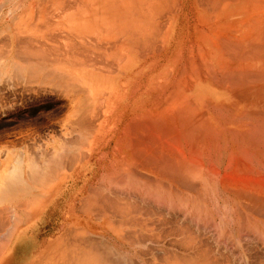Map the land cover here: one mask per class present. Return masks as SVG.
I'll list each match as a JSON object with an SVG mask.
<instances>
[{"label":"rangeland","instance_id":"rangeland-1","mask_svg":"<svg viewBox=\"0 0 264 264\" xmlns=\"http://www.w3.org/2000/svg\"><path fill=\"white\" fill-rule=\"evenodd\" d=\"M20 1L22 0H7L1 2L5 6V15L6 13H10V10L13 9L16 3L18 4ZM220 1L222 0H179L178 5L171 4L164 12V14L158 17L157 34L151 40L150 47L147 48V51H142L137 55H132V59L135 64L131 70H125V72L121 74L118 69V65L116 63H113L114 65L111 64L113 67L117 66L115 67V70L111 66L113 69L110 68L111 70L108 72L109 68L102 66L106 68V72L101 70L102 73H100L97 77L89 78L90 76L87 77L86 74H84V78H87L88 82H90L89 85H94L95 87L100 89L99 91L101 92V104L103 100L107 102L106 99L111 98L114 94V100H110L109 102V109L107 108L108 103H105V101H103L104 103L102 104V108L99 110V112H97V116L95 115L96 120L94 119V123L98 125V123L104 122V126L100 131L98 130V128L94 129V133L93 129L90 130V128H88L87 133L86 128L82 133L77 132L78 130H76L77 133H75V131L73 130L74 133L67 137H64V124L67 120V112L70 100L66 97V93H64V88L62 87L63 85H60L61 87L59 86V84H55L56 86L54 84L53 86L49 84L37 85V83L23 80L25 76L28 77V75H30L28 72H25L24 74L19 71L18 75L17 72L14 73L15 70H11L12 72H2L0 70L2 72H0V160L6 159V156L9 153V151H6L7 147L11 148V150H13L12 148H16L18 152L22 151L23 148H27L29 149V155H32L31 158L34 159V162L36 161L37 164H41L44 162H47V164H51L52 160H47V158L49 159L50 157H52L54 147H58L60 146V144L64 143L65 140L63 141V139L65 138H67L68 141L77 140V142L74 143L75 148H72L74 150H72V152H69L71 153L70 155H72L73 158H70L72 156H70L69 158L67 156H64L65 159L68 158L65 161L69 159L71 160L67 161V164L63 160V162H61V167L60 165L58 166L59 169L57 167L58 163H55L56 168L53 165V169H58V173L56 171L57 174H54V177L52 176V171L54 170L50 169V171L48 170V168H46L47 172L50 173L48 178H51L52 183H50L49 186L41 191L40 194L42 199L38 200V202H40L41 204H38V202H36V204L34 205L35 210L32 211H35V213L30 212L32 208L29 211L30 207L28 208V212L24 213L22 212L23 210L17 208V206H14L13 204L11 206V204L9 203L10 200L8 202L9 204L7 203V200H5L9 195L5 198L4 196H1L0 192V204L6 201V203H3L5 207H3V205H1L2 207H0L2 213L7 210L6 207H10L8 211L10 210V218L14 216V218H12L14 219V223L16 224V222H18V218L21 219L19 221L21 222V224L19 223L17 227V229H20V239L18 237V240H15L14 249L10 251V254L6 257L5 261L2 264H103V260L107 261L108 258H111L108 261H112L111 263L107 262L108 264H264V141L262 138H260L261 135L254 139L256 142L252 138L241 140V142L237 139L238 137L243 136L246 132L250 133L254 130L259 129L258 123L260 127H262L263 125L261 123L262 121H264L262 120V118H264V115L262 113H259L263 117L260 118L258 116L255 117V115H251L248 118L246 113L237 112V110L232 109V107L229 108V105L232 104V102H226L225 98L228 95L225 90L212 84L209 81L197 82L196 84H194L195 80H192V74L191 72H189V70L192 71L190 65V59L192 58V56L194 54L196 55V58L200 56L199 45L200 41H202L200 39V34L203 31L207 30L206 28L208 27L209 23L210 25L213 24L212 26H219L218 24L220 22V19H217V16H215V14L220 6ZM56 2L57 0H40V4L36 3V6L38 8L34 10L35 16L32 18V20L26 21L24 23H29V29H31V31L33 30L42 33H44L45 31H53V33H56V35L60 34L63 38L66 36L71 37L68 38V40H71L73 36L70 33L72 31L69 28L68 23L72 21L74 27L75 22H79V20H75V18H77L75 14L70 15L69 9H66V14L62 12L64 10L56 11ZM26 3L29 4L30 1L26 0ZM41 7L45 8V17L42 21H40L38 17L40 13L39 8ZM73 11H75V6L72 4L71 12L74 13ZM10 18L12 19V16ZM173 21L174 29H172L171 33H169V25H171L170 23ZM9 24H11V26L13 27L14 20L13 22L12 20L8 22L7 25ZM59 24H61V28H57ZM99 30L100 32L97 31L95 35L91 34L87 38L88 47L92 51L98 53L101 56L103 52H106V54H110L112 52H115L118 47H121L120 42L115 40L111 42L106 40L105 42L100 44V39L98 37H95L98 34H100V36L103 35V31L101 30V28ZM3 38H1V42H3L6 47L7 41L5 40L7 39L4 40ZM167 39H169L168 45H166ZM1 42L0 45L2 44ZM3 44L1 45V47L4 46ZM4 49L2 51H4ZM5 50H7L9 53V49ZM2 53L0 52V55H3ZM6 54L7 52L5 53V55H3V57L8 55ZM1 59L2 56H0V60ZM174 94H177L178 96L180 107H177L175 104V106H173L175 108L177 107L178 110L180 108V115L179 112H177V109H172L171 102L173 103L176 100L175 99L174 101H171L173 100L172 98L174 97ZM213 95L216 99H219L221 101L225 100V104L227 105L223 107H216L219 106L217 100H214V102L217 101L215 102V104L217 105H208V108L206 105L201 104L204 103L205 100H210V98H213ZM175 98L177 97L175 96ZM178 102H176V104ZM218 110H220L221 112ZM103 111H106L105 115L103 114ZM156 112H165L163 115V118H165L164 122H166L165 124L168 126V129L171 125L169 130L171 132H167V134L164 132L163 134L165 136L162 135L164 138L160 135V133H157L156 131V135H160V137L163 138L164 141L161 140L160 137H158V139L160 138V141L154 139L152 131L151 138L153 137V139H149V134H147V136L145 135L147 140L149 139V143H145V145H149L151 147L152 141H156L157 151L158 148L160 149V147L158 146L162 144L161 142H163V145H161V147L165 146L164 144H166V141H169V137L171 135H173L171 140L175 141L173 137L175 136L176 138L179 134L177 130H180L181 127H184L182 125L179 126L180 123H183L182 120H190L189 122L191 123V125L194 122H197V129L199 125L200 133L197 134L200 135V137H196L197 134L195 135V127L193 136L195 137V139L197 138V142L193 141L195 144L194 146H192L193 144L189 143L192 149H190L191 147L189 146V144L187 146H184L189 142V138L191 137L187 133V127L183 128V130L185 129L187 135L189 136V138L186 137L188 138L187 143L185 142L184 137V135H187L183 131L180 136L178 135V140L180 138L181 139L178 141L176 138V145H174V147H172L171 142L169 144V148L172 147L173 149L178 144V147L183 150L182 151L180 148L178 149L182 151L180 152V154H183L185 159L187 157L189 158L190 156V159L184 161V158L181 157L179 153L174 152L175 149L171 150L170 148L169 150H171V153L170 151L166 152L168 149L167 146L163 147V150L162 148L160 149L161 151H165L170 155V158H167L170 163L171 160L172 162H174V164L176 163V161L177 163H179V159L182 161L183 158V165L184 162L186 163L190 160L191 166L193 163L195 164L196 161V166L202 167L200 168V170L199 168H193L195 171H197V175H199L198 172L201 171V169L204 171L203 174L199 172L200 174H202L197 177L199 179V182L195 180L197 182L195 184L198 186L195 185L196 187H194V185H191V182H194V179L190 181L189 184V180L191 179L188 178L189 180H187L185 178V180L183 179V177H181L182 175H178L180 176V178L177 177V181L179 180L180 185L179 182L176 183L174 181L176 180V174L173 175L175 172H172V170H170L171 172L169 171V169L173 168L172 164H169L170 166L167 168V170L169 174L173 173V177L171 176L173 179L169 176V174L167 175V173H165L166 176H161V178H163V182L159 183V186H165L164 189L166 188V192L169 193L165 194V191L162 190L161 187L159 188L157 186L159 188L157 190L158 192L156 191L154 194V189L150 187L149 184L146 185V183L144 182L149 183L150 181H153V184L151 182L152 185L155 184L154 182H161L157 179L155 174L151 175V169L154 166L153 164L156 163L155 159L157 156L155 143L154 146L152 143V147L154 148L153 151H156L155 153L152 152V160L155 163H153L149 158L152 163L149 164L151 167L147 166L148 162H150L149 160L144 163L145 158L142 160V162L141 158H136V166L139 165V162L141 165L143 163V166H146L150 172L148 175L149 177H147V175H143V177H147V179L142 178V175H140L141 177H137L138 180H140L143 184H141L143 186V188L141 187L142 191L137 185V189H135V185L133 184L132 186L131 182L129 184L130 188H128V185L125 187V181L128 177L130 178L132 174H129V176L127 174H124L125 176H127V178L125 177L124 180L121 174L120 177L116 176H119V174H117L119 172H117V170L114 168H117V166L120 167L125 161L126 163L127 161H129V158L124 159L123 157L127 156L129 152L126 146H128V141L130 140V138L134 140L136 138V140H139V137L141 140H143V138L141 137L142 135H135L130 137L129 135L124 133L126 131H129L127 129L129 127V122H131L133 118L135 119V117L141 118L144 114L149 113L147 115L149 116L150 113L152 115L155 113L154 115H156ZM176 112L180 117L177 116ZM166 113L167 115L170 114V117L168 118H170L171 121L170 119L166 118ZM173 114H175L179 122L181 121L180 123L177 121V119H175V116ZM159 116L161 117V115ZM229 116H231V118ZM229 118L231 121L229 120ZM241 118H243V120ZM246 118H248L250 121L252 119V121L250 122ZM260 119L261 122L259 121ZM200 120L207 121H201V123ZM214 121L215 123H213ZM253 121L255 122L253 123ZM141 122L143 121L141 120L140 123ZM161 122L163 123V125L160 127L162 131L160 129L158 130V132L161 131L162 133L164 122L163 120H161ZM172 122L175 123L174 126L177 127V135H174V132L172 131L175 129L172 127ZM199 122L201 124H199ZM211 124L212 126H210ZM201 125L203 126L202 130L204 133L205 127L213 128L216 133H214L213 131L211 135L209 133L208 135H206V131L205 137H203V132L200 131ZM220 125H222L223 127L226 126V128L227 126H229V130L231 131H228V133H223L224 131H221L219 128L215 127ZM156 126L158 128V124ZM156 126L154 127V125H152V127L149 126L144 130L148 132V129L150 127L152 128H150V130H153L154 128H156ZM252 126H254L255 128ZM141 127L142 126L138 128L140 129ZM166 128L165 130L168 131V129ZM238 133L242 135L240 136L238 135ZM80 135H83V144L81 141V147L79 142L80 140H82V137ZM166 135L169 137H167ZM61 136H63V138ZM193 136L192 138H194ZM232 137L234 139H232ZM200 139L206 141H203L205 144L204 147L206 148H203V151L200 150L202 141ZM50 140L54 142H51ZM252 140L253 142H251ZM55 142L58 143L56 144ZM136 143L137 142L134 141L132 144L138 145ZM251 143H253V148L251 147ZM76 145H78L79 147ZM196 145L199 149L196 147ZM115 147L118 148V150ZM194 148H196L198 151L200 150V153L198 154L197 150H195ZM191 150H194L193 153L196 154L195 156H193V159H191L193 154ZM51 153L52 155L50 156ZM189 153L191 155H189ZM203 153L205 154V157L207 156V158L209 157V159H206ZM42 155L45 156V158ZM176 155L178 157H176ZM243 155L246 156L245 159L243 158ZM236 156L237 159L235 160ZM238 157H242L243 159H239ZM247 157L249 158V160L245 162V160L248 159ZM238 160L239 166L237 167L241 168V172L236 167V161L238 165ZM48 161H50L51 163ZM200 161L204 166L198 165ZM227 162L228 164L231 163L230 166H233H231V169L229 168ZM240 162L242 163V166L245 167H241ZM62 163L64 164V166H62ZM179 164L182 165L181 163ZM141 165H139L140 169L143 168V166ZM247 165L250 166V171L244 170L247 169ZM190 166L189 164H185L187 170L188 168H190ZM234 167L237 169H235ZM49 168L51 167L49 166ZM182 169H185L184 166L179 167L180 172ZM112 170H116L114 171L116 173H114ZM137 170L139 169H136V173L134 172L135 174L133 173V175L131 176L132 178H130L133 181L136 179L134 175L137 176L139 174L137 173L139 172ZM214 170L216 171L213 173ZM218 170H220L219 178L217 176ZM234 170H238L239 172L237 173L236 171V174ZM253 170H255L256 172ZM194 172L193 174L195 175L193 176L196 177V172ZM224 172L226 176L230 178L225 176L224 179ZM229 172L231 173L230 175L228 174ZM250 173L254 175L252 176ZM233 174H235V177L233 176ZM109 175H113V177L115 176L116 179H113L109 182V180L112 179V176L109 179ZM133 176L135 179H133ZM200 176L204 178V181L199 178ZM107 177L109 179L108 181ZM188 177L192 178V173L190 176L188 174ZM232 177H234V179ZM118 178L121 182L124 181L125 183V185L123 184V189L120 188L122 184L118 186L114 184L119 183V181L117 180ZM150 178L153 179L150 180ZM168 178L170 179L168 180ZM205 178L207 180H205ZM54 179L56 180L54 181ZM130 179L127 180V184L129 183ZM239 179H243V182L245 184H248L252 180V182L250 183L253 184L252 188L255 187V189L256 186L260 183V185L257 186V188L259 187V189L255 190L254 194L252 195L254 196V198L252 199L259 204V208L258 206L256 207V204L254 205V203H251L249 201L251 200V196L249 197L248 195H251L252 192H250V194L247 193L248 195L246 194L245 197V194L240 195L243 198H240V196H235L234 193L236 191V188H239H235L236 184H243V182ZM253 180L257 183L259 181V183L254 184ZM136 181L137 180H135L134 182L136 183ZM140 181H137V183ZM164 182H166V184L168 183V185H163ZM203 182L206 183L203 184ZM55 184H58L59 186H56L57 191H55L53 194L51 190L55 186ZM99 184H102L101 187ZM0 185H2V183ZM110 185L111 187L114 185L118 187L117 189L114 186L116 188L114 190L117 193L114 192V187L111 188ZM204 185L208 188H204ZM30 186L35 187V185H33L32 183H30ZM229 186L233 188V190L231 189L232 191L229 190ZM103 187L105 188L106 192L109 191V193H103V191H105L101 189ZM131 187H133V189ZM260 187H263V195L262 193H260V191L262 190V188ZM154 188H156V186ZM203 188L206 189L205 192ZM227 188L229 191L227 190ZM95 189H97L98 191H94ZM99 189L102 190L101 197ZM120 190H124V192H127L123 193ZM256 192L260 193V195H258V193ZM156 193H160V195L157 194L156 196ZM20 194H22L19 195L21 201L23 199L22 197H28V195L25 196V193ZM103 194L109 197L110 199H108L110 201L112 200V202L114 200H117L114 198L115 194L121 196L122 201H119L121 199L119 197V200L117 201L118 203H120L117 204V202H115V205L117 204V212L123 211V209L120 210V207L123 206L122 208L126 209V213H124L125 211L122 213H117L115 211L116 208H113V206L115 207V205H111L112 207L108 206L112 202H109L108 200L109 204L107 205V198L105 199L106 203L104 202L102 204L103 199L101 198L105 197V195L103 196ZM16 195L17 194H14L13 196ZM111 195L114 196L112 197ZM129 195L130 197L128 198ZM145 195V199H149L151 196V198L149 199L151 201L146 199L147 202H145L144 198H142ZM162 195L165 196V198L163 196V200L161 198ZM166 195H168V198ZM261 195L263 196L262 200L260 198ZM98 196L100 199L98 198ZM117 197L118 196H116V198ZM133 197L134 199H136V197L137 199H139V204L137 202V199L136 201L133 200ZM130 198L133 202L129 200ZM158 198L159 201L157 200ZM160 198L162 202L164 201L163 203L165 206L158 204V202H160ZM17 200L13 198L12 201H14V204H16V202L18 204ZM98 200H100V204ZM201 200L202 203L200 204ZM123 202L127 206L130 204L131 206L135 205L132 206L134 207V209H131V207L129 206V210H131V212L129 211L130 213L136 211L140 213V209L141 211H143L144 209V213H140L141 215H143V217L139 216L137 212V214L134 213V215L127 213L128 207L122 205ZM260 202L263 203V206L261 207ZM244 204H246V206L248 205L251 208L249 209V207H246ZM100 205L104 207V211L106 213L99 210L101 209L100 207H102ZM136 205L137 207H139V211L136 208ZM157 205L158 207H156ZM174 206L177 209L174 208ZM252 206H254V209L252 208ZM1 208H3V210L4 208L6 209L3 211ZM5 212L4 215H0V218L1 216H5L8 214V212H6V214ZM29 212L31 213V215H29ZM98 213L100 215L102 213V215L100 216ZM114 213H116L115 216H113ZM14 214L17 215L15 216ZM96 214L98 215V217H96ZM118 214H122L121 217L125 218L124 220H126V223L128 222L127 219L131 218V220L133 221V218L135 220L136 217L137 220H139L138 218L141 217V220L145 219V221L139 220V222H137L135 220V222H132L134 223L133 225L129 220L130 223L128 222V224L130 225L127 227L128 229H126V227L124 226L125 221L121 220L120 217H116V215ZM123 214L127 217H123ZM136 215H138L139 217ZM5 217L1 218L2 221L5 222L6 220H8L9 224L4 223L3 227L4 225L5 227L1 231L4 232L6 228V233V231L9 232V228H13L11 227L13 226V220L11 219L12 222L10 223V218H7V216ZM98 218H101V220H99ZM120 220L122 221V223ZM145 222L146 226L144 227V225L142 226V224H145ZM10 224V227L7 226ZM15 224L14 226H16ZM139 224H141V226ZM120 226H122V228H120ZM7 227L9 230L7 229ZM129 227L131 228L129 229ZM132 227L133 233H131L133 235H131L130 233ZM137 228L142 230L140 234L142 236V233H144L145 235L143 236L145 237H141L139 235L140 230L137 231L138 234H136L137 232L135 233ZM145 228H148V230L144 231ZM177 228H179L180 231L177 230ZM1 231L0 233L2 234ZM5 233H3V235H5ZM123 236L124 239H122ZM89 237L91 238L90 242H95L93 244L97 243L96 246H98L97 249L99 250L96 251L95 247H93L90 242L85 243V245L89 247L88 249L81 248L77 245V242L80 239H86L85 241H87V238ZM130 238H132V241H130ZM137 238L140 242H137V240H135ZM103 243L106 245L105 247L102 246ZM136 243H138V245H135ZM107 250H111L112 252H110L114 256ZM81 252H85V254L83 255L81 254ZM44 253H46V255ZM43 254L44 257H41V255L43 256ZM109 255L113 256L114 258L109 257ZM115 259H118L117 262ZM113 260H115V263Z\"/></svg>","mask_w":264,"mask_h":264},{"label":"bare ground","instance_id":"bare-ground-1","mask_svg":"<svg viewBox=\"0 0 264 264\" xmlns=\"http://www.w3.org/2000/svg\"><path fill=\"white\" fill-rule=\"evenodd\" d=\"M4 1H7V0H0V42H1V38L5 37L3 39L4 40L7 39V40H5V41H7V43L4 42V43H6V47H5L3 42H1L4 46L1 47L2 44L0 45V47H1L0 52L1 53L4 52V53H2L3 55H5V53L7 52L8 55L6 54L7 56H4L5 58L3 57V55H0V56H2V59L0 60V70L2 72L3 71L9 72L11 70H15L14 73L17 72L18 75H19V73H18L19 71H21L24 74H25V72H28L30 75H28V77L25 76L23 78V80L30 81L32 83H37V85H48V84L52 85V86H53V84L54 85L59 84V86L63 85L62 87L64 88V93H66L65 94L66 97L70 100L69 101L70 102L69 108L66 106L68 108V112H67L68 116H67L66 123L64 124V128H65L64 137H67V136L71 135L72 133H74L73 130L75 131V133H77V132L82 133L84 131V129L87 128L86 131L88 133V128H90V130L93 129V133H94V129L98 128V130L100 131L102 129V127L104 126V122H100V123H98V125H96V123H94V119L97 116V112H99V110L102 108V104L104 103L103 101H105V100H103L102 104H101V102H100L101 101V99H100L101 92L99 91L100 89L95 87L94 85H89L90 82H88L87 78L86 79L84 78V76H85L84 74H86L87 77L90 76L89 78L97 77V76H99L100 73H102L101 70L106 72V68H109L108 69V72H109L111 70L110 68H112L113 67L112 65H114L115 63L118 65V69L121 72V74L123 72H125V70L126 71L131 70L135 64L133 59H132V55L133 54L137 55V54H139V52H142V51L146 52L147 48L150 47L151 40L156 36L157 30H158V21H157L158 17L160 15L162 16L171 4L178 5V2H179V0H57L56 4L54 3L56 11L64 10L62 12L64 14H66L67 13L66 9H69L70 15L75 14L77 17V18H75V20H79V22H75L74 27H73L72 21L68 23L69 28L72 31L70 33L73 36L71 40H68V38H71V37L66 36L63 38L60 34L56 35V33H53V31H49V32L45 31L46 33L45 32L44 33L37 32V31H33V30L31 31V29H29V26H30L29 23H24L26 21L32 20V18L35 16L34 10L36 8H38L36 6V3L40 4V0H29L30 1L29 4L26 3V0H22L18 4L16 3L15 7L10 10V13H8L9 15L7 13L5 15V11H4L5 6H4V4L1 3ZM219 3H220V6H219V8L215 14V16H217V19H220V22L218 24L219 26H217V25L212 26L213 24L210 25V23H209L208 27L206 28L207 30L203 31L200 34V39L202 40V41H200V45H199L200 46L199 47L200 56L198 58H196L195 54L192 56V58L190 59V65H191L192 71L189 70V72H191V74H192V80H195L194 84H196L197 82L209 81L212 84H214V85L220 87L221 89L225 90L227 92V95H228L225 98L226 102L230 101L233 104V105L230 104L229 108L232 107V109L237 110V112L246 113L248 118L251 115L252 116L255 115V117L258 116L261 118L263 116L259 113H262L264 115V0H222ZM72 4L75 6V11H73L74 13L71 12ZM44 9H45L44 7L39 8L40 13H39L38 17H39L40 21H42L43 18L45 17ZM11 16H12V19L10 18ZM11 20H12V22L14 20V26L13 27L11 26V24L7 25L8 22H10ZM170 24L171 25H169V33H171L172 29H174V21L171 22ZM57 28H61V24H59L57 26ZM100 28L103 31V35L100 36V34H98L97 36H95V37H98L100 39V42H99L100 44L105 42L106 40L109 42L115 40V41L120 42L121 47H118L115 52H112L110 54H106V52H103V54L101 56L98 53L92 51L88 47V39L87 38L91 34L95 35V33H97V31L100 32V30H99ZM168 43H169V39H167L166 45H168ZM4 47H5V49H9V53L7 50L4 49ZM2 48L4 49V51H2L3 50ZM118 50H120V51H118ZM102 66H105L106 68L102 67ZM115 67H117V66L113 67L114 70H115ZM12 75H14V74H12ZM86 87H87V89H86ZM102 93H103V91H102ZM113 96H114V94L112 95L111 98L106 99L107 102L105 101V103H108V105H107L108 109H109L110 100H114ZM175 96L177 98H175ZM172 99L173 100H171V101H174L176 99L175 100L176 102H178V100H179L177 94H174V97ZM214 100L218 101L219 106H216V107H223V106L227 105V104H225L226 103L225 100L221 101L219 99H216L214 97V95H213V98H210V100L207 99V100H205L204 103H201V104L206 105L208 108V105H212V104L217 105V104H215V102H217V101L214 102ZM174 102L173 103L171 102L172 109L175 108L174 107L175 105L177 107H180V101L178 102L179 104L178 103L176 104V102L175 103ZM104 105H103V108H104ZM177 107L175 109L178 110ZM196 107H195V109H196ZM207 108H206V111H207ZM179 110H180V108H179ZM179 110L177 112H179ZM218 111H220V110H218ZM177 112H176V114L178 116ZM161 113H163V112H161ZM161 113L156 112V115H154L155 113L153 115L150 113L149 116H147L149 113L144 114L141 118L135 117V119L133 118L131 120V122H129V127L128 128L126 127L129 131H126V132L123 131V132L125 134L129 135L130 137L135 136V135H142L141 137L143 138V140H141L139 137H138L139 140H136V138H135V140L130 138V140L128 141L129 142L128 146H126V148L129 152H128L127 156L123 157L124 159L129 158V161H127V163H126V161L125 162L123 161L124 163H122V165L120 167L117 166L118 164L116 165L117 168H114V169H116L117 172H119V173H117V174H119V176L115 174L117 177H120V174H121L123 176V177L122 176L121 177L124 180L125 177L127 178V176H125L124 174H127L128 176H129V174L133 175L134 172L136 173V171H135L136 169H139V170H137V171H139V172H137L139 174L137 176L134 175L136 179L134 178V176H133V179L140 181L137 178L140 175H142V178H145V179H147V177H149L148 175L150 172L146 166H143V163L141 165L139 162V165L143 166V168H141V169L139 168V165L136 166V161H137L136 158L137 157L141 158V162L145 158L144 163H146L147 160H149V161H150V159L152 160V157H153L152 152L155 153L157 151V147H156L157 142L152 141L153 146L155 143L156 151L155 150L153 151L154 148L152 147L151 141H150L151 147L149 145L148 146L145 145V143L148 144L149 143L148 140L153 139V137H154V139H157L158 141H160V138H161L160 135L161 136L164 135L163 134L164 132L166 134H167V132L168 133L171 132V131H169L171 125L169 126V129H168V126L165 124L166 122H164L165 118H163V115L165 112L163 114H161ZM167 113H166V115H167ZM103 114L105 115L106 111L105 112L103 111ZM159 115H161L162 118ZM169 115H167V117H166L167 119H170V118H168V117H170ZM173 115L175 116V114H173ZM179 115H180V112H179ZM178 117H180V116H178ZM229 117L231 118V116H229ZM230 118H229V120H230ZM248 118H246V119L249 120ZM175 119H177L176 116H175ZM241 119L243 120V118H241ZM141 120L143 122L140 123ZM161 120H163V122H164V128L162 127L163 128L162 133H161L162 129L160 127L163 125V123L161 122ZM247 120H245V121H247ZM262 120H264V118H262ZM170 121H171V119H170ZM177 121H178V119H177ZM189 121L190 120H182L183 123H180L181 121L180 122L178 121V122L180 123L179 126L182 125L185 128L187 127L186 130H187V133L191 136L190 138L187 135L186 130L185 129L183 130L184 127H181L180 130H177L176 129L177 127L174 126L175 123L172 122V124H173L172 127L175 128L174 130H172L174 132V135L177 132H179L178 135L180 136L184 131V133H186V135H187V136L184 135L185 142L186 143L188 142L187 141L188 138L191 140V141L189 140V142L187 144L185 143L186 145H184V146H187L189 143L193 144L192 146H194L195 144L193 141L197 142L196 139L198 138V136L200 137V135L197 134V133H200L199 132V125H198V129H197V124H196L197 122L196 123L194 122L195 124L193 123L191 125V123ZM201 121H205V120H200V122ZM251 121H252V119H251ZM259 121L261 122V119ZM200 122H199V124L202 123V122L201 123ZM234 122H236V121H234ZM254 122L255 121H253V123ZM139 123H140V125H139ZM213 123H215V121ZM143 124H144V126H143ZM157 124H158V128L156 126ZM261 124L263 125L262 127H260V125L258 123L259 129L254 130L250 133L246 132V133H244L243 136H241L242 134L238 133V135L241 136V137L237 138L238 141L241 142V140H247L248 138H252L254 140L255 138L259 137L260 135H261L260 138H262L264 141V132H263L264 131V121H262ZM152 125H154V127L156 126V128H154L153 130H150ZM217 125H218V123H217ZM140 126H142V127L139 129L138 127H140ZM149 126H151V127L148 129V132H146L144 129L149 127ZM210 126H212V124ZM248 126H250V125H248ZM172 127H171V129H172ZM195 127H196V130L194 129ZM202 127L203 126L201 125L200 131L203 132ZM215 127L219 128L221 131H224L223 133H228V131H231V130H229V126H227V128H226V126L223 127L222 125L215 126ZM252 127H254V126H252ZM165 128L168 129V131L165 130ZM160 129H161V131L158 132V130H160ZM76 130H78V131L76 132ZM154 130H155V133H154ZM176 130H177V132H176ZM181 130H182V132H181ZM194 130H195V135L197 134L196 139L193 136ZM86 131H85V133H86ZM149 131L153 132L152 138H151L152 132L150 133ZM156 131H157V133H160L159 136L156 135ZM204 131H205V133L207 131L206 135H208V133L211 135L212 132L214 131V129L210 128V127H207V128L205 127ZM210 131H211V133H210ZM205 133L203 132V135H204V136L202 135L203 137H205ZM214 133H216V131H214ZM147 134H149L148 137H150L148 140L146 138ZM168 135H170V134H168ZM178 135L176 137L177 140L179 138ZM144 136H145V139H144ZM155 136H157V137H155ZM172 136L173 135H171L170 137L167 136V137H169V141H168L169 143L165 139L167 145L164 144L165 146L168 147L166 152L170 151V153H171V150L173 149L172 147H174V145H176V143H175L176 138L174 136L173 138L175 141H172L171 140ZM192 136L194 138H192ZM235 136H236V134H235ZM61 137L63 138V136H61ZM158 137H160V138L158 139ZM186 137H188V138H186ZM102 138H103V136H102ZM163 138H161V140L164 141ZM232 139H234V138L232 137ZM64 140H65V142L60 144V146H58V147L56 146L53 148V151H54L53 155H52V153L50 154V156L52 155V157H50L49 159L47 158V160H50V161L52 160V163L50 161H48L51 164H47V162L37 164L36 161L34 162V159L31 158L32 155L31 156L29 155V153H28L29 149H27V148H23L22 151H20V152H18L16 150V148H12L13 150H11V148H8V147L6 148V151H9V153L6 156V159L0 160V184L2 183V185H0V192H1V196H4L5 198L8 195L10 196V197L8 196V198L5 199V200H7V203L10 200L9 203L11 204V206H12V204L14 206H17V208L22 209L23 210L22 212H24V213L28 212V208L30 207L29 211L32 208V210L30 212L35 213V211L34 212H32V211L35 210L34 205L36 204V202H38V200L42 199L41 194H40L41 191L44 188H46L47 186H49L50 183H52L51 178H48L50 173L47 172L46 168H48V170H50V169L54 170V171H52V173H53L52 176L54 177L55 176L54 174L58 173V169H59L58 166L60 165V167H61V162H63V160L65 161L70 156H72V155H70L71 153H69V152H72V150H74L72 148H75L74 143H76L77 140L76 141H68L67 138L63 139V141ZM133 140L135 142H137L136 144H138V145L134 144L135 145L134 146L132 144L134 142ZM200 140H202L200 150L203 151V148L206 149L204 147L205 144L203 142L205 140H203V139H200ZM253 140L251 142H253ZM81 141L83 144V137H82V140H80V142H79L80 147H81ZM51 142H54V141H51ZM170 142L172 144V147H170L171 150H169L170 149L169 148ZM55 143L57 144L58 142H55ZM161 143H162L161 145H163V142H161ZM190 144H189V146H190ZM251 144H252V146L251 145L250 146L253 148L254 147L253 143H251ZM161 145L158 147H160V149L162 148V150H163V147H165V146L161 147ZM255 145H256V143H255ZM76 146H78V145H76ZM89 146H90V144H89ZM228 146H229V144H228ZM177 147H178V144L174 148L176 151L180 148V147H178V148ZM196 147L198 148L197 145H196ZM256 147H257V145H256ZM116 149L118 150V148H116ZM160 149L158 148L159 152L158 151L156 152L157 153L156 154L157 156L155 159L156 163L152 160V162L155 163V164H153L154 165L153 167H155L156 169L152 167L151 175L155 174L157 179L160 180L161 182H159V181L154 182L155 183L154 185L156 186V188H154L155 186L152 185L153 181H150L149 183L144 182V183H146V185L149 184L150 187H152L154 189V194L161 187V185L159 186V183L163 182L162 181L163 178H161V176H163V175L166 176L165 173H167V175L169 174L167 168L171 164H172L173 168L175 167L176 169L174 168V171H173V168L169 169V171L172 170V172H175L174 174L170 173L169 176L173 177V175L176 174L175 175L176 177L174 176L176 179L174 181L176 183L179 182V180L177 181V179H178L177 177L180 178V176H178V175H182L181 177H183V179H185V178L187 180H189L188 178L191 179V180H189V184H190V181H192L194 179V182H191V185H194V187L198 186L195 184V183L199 182L198 181L199 179L197 177L199 175H202L204 173V171L201 169L202 172L201 171H199V172L202 174H200L198 172L199 175H197V171H195L193 168L194 167H195V169L199 168V170H200V168H202V167H200V166L197 167L195 160H194L195 164L194 163H193L194 165L192 164L193 166L192 165L190 166V164H191L190 160H189L190 162L189 161L186 163L184 162V165H183L182 161H183L184 156H183V154L182 155L180 154V152H182L183 150L180 148L182 151L178 150L179 152L178 151L176 152L174 149L173 150L175 153H179L180 156L183 157L182 161L180 159L178 161L182 165L177 163V161L174 164V162H172V160L170 163V161L167 160V158H170L169 157L170 155L168 153H166L165 151H161ZM190 149H192V147ZM194 149L197 150L196 148H194ZM164 150H166V149H164ZM200 150L199 151L197 150L198 154L200 153ZM193 151L194 150H191L192 153H193ZM92 153H93V151H92ZM158 153H160V154H158ZM189 155H191V154L189 153ZM195 155L196 154L193 153L191 159H193V156H195ZM64 156L65 157L67 156L68 158L65 159ZM107 156H108V154H107ZM250 156H251V152H250ZM43 157L45 158V156H43ZM154 157H155V155H154ZM176 157H178V156L176 155ZM204 157H205V154H204ZM245 157L246 156L243 155L244 159H245ZM70 158L72 159L73 156ZM205 158L209 159V157L207 158V156ZM233 158H235V157H233ZM243 158L241 157L239 159H243ZM71 159H69V160H71ZM109 159H108V162H109ZM188 159H190V156H189V158L188 157L186 159L184 158V161H186ZM236 159H237V156H236L235 160ZM69 160H67V161H69ZM121 160H123V159H121ZM177 160H178V158H177ZM201 160H202V158H201ZM248 160H249V158L247 160H245V162ZM44 161H45V159H44ZM56 161H58V162H56ZM67 161H65V163ZM231 161H232V158H231ZM55 163L56 164L58 163V165H57L58 169L57 170L55 169L56 168ZM150 163H151V161L148 162L147 166H150L149 165ZM157 163H159V164H157ZM185 164L186 165L189 164L191 169L188 168V170H187L185 167ZM227 164H228V162H227ZM230 164L231 163H229L228 165H229V168L231 169L232 165L230 166ZM240 164H241L240 165L241 167H245V166H242L241 162H240ZM53 165L55 167L54 169L52 168ZM198 165L202 166L203 164L200 161V163H198ZM49 166L51 168H49ZM62 166H64L63 163H62ZM126 166H127V168H126ZM180 166L181 167L184 166V168L186 169V171H185V169H182L183 171L181 170L182 174L179 171ZM237 166H239V160H238V165H237V161H236V167ZM249 167L250 166L247 165V167H246L247 169H244V168L243 169L250 171ZM177 168H178V170H177ZM207 168H209V167H207ZM237 168L241 172V170H240L241 168H239V167H237ZM237 168H235V169H237ZM44 170H46V171H44ZM116 170H114V171H116ZM166 170H167V172H166ZM190 170H192V171H190ZM225 170H226V168H225ZM56 171H57V173H56ZM194 171L196 172V177L193 176V175H195V174H193ZM215 171L216 170H214L213 173ZM219 171L220 170H218V174L216 173L218 178L220 176ZM236 171H237V173L239 172L238 170H236ZM236 171L234 170L235 173H236ZM253 171H255V170H253ZM75 172H77V171H75ZM234 172H232V173H234ZM114 173H116V172H114ZM140 173H142V174H140ZM191 173H192V178L188 177V174L190 176ZM208 174H210V173H208ZM228 174L230 175L231 173L229 172ZM143 175H147V177H143ZM111 176H112V179H110ZM111 176L109 175L110 180L107 177V181L109 180V182H110L113 179L114 180L116 179L115 176H114L115 178L113 177V175H111ZM131 176H130V178H132ZM225 176H226V174L224 172V175H223L224 179H225ZM233 176L235 177V174H233ZM201 177L202 176H200L199 178L204 181V178L203 177L201 178ZM212 177H214V176H212ZM226 177H228V176H226ZM234 177H232V178L234 179ZM130 178L128 177L127 180ZM195 178H197V179H195ZM215 178H216V176H215ZM228 178H230V177H228ZM56 179H54V181ZM152 179L150 178V180H152ZM169 179L170 178H168V180ZM117 180L119 181L118 184L114 183V182L113 183L117 186L122 184V186H120V188H122V189H123V186L125 185V183H126L125 187L128 185L129 186L128 188H130V185H129L130 182L132 183L131 184L132 186H133V184L135 185V189H137L136 185L140 188V190H141V187L143 188V186H142L143 184L141 181L138 183L136 181V183H135L134 182L135 180L133 181L132 179H130L129 183L127 184V182H128L127 180L125 181V183H124V181L121 182L119 180V178ZM205 180H207V179L205 178ZM239 180H241V179H239ZM239 180H238V182H239ZM118 181H116V182H118ZM230 181H232V180H230ZM241 181L243 182V179ZM151 182H152V184H151ZM206 182H203V184H205ZM250 182H252V180ZM250 182L248 183L250 185L245 184L244 182L242 185L236 184L235 188L236 187H239V188L238 189L236 188V191L234 190L235 193H234V191H233V193L235 194V196H238V197L242 194L243 195L245 194L244 195V197H245L247 193L250 194V192H252L251 195H248V194L247 195L249 197L251 196V198H250L251 200H249V201L251 203H254V205L256 204V207H257L259 204L256 203L255 200L252 199V198H254V196H252V195L254 194L255 190L259 189V187L257 188V186H259L260 183L258 181L259 185H257L258 183L253 180L254 184L257 183L256 184L257 186L255 185L256 186V189H255V187L252 188L253 184H251ZM30 183L35 185V187L30 186ZM230 183H232V182H230ZM45 184H47V185H45ZM164 184H166V182H164L163 185ZM99 185L101 187L102 184H99ZM166 185H168V183ZM179 185H180V182H179ZM56 186H59V185L55 184V186L51 190L53 194L55 191H57ZM114 186L111 187V185H110L111 188H113ZM117 186H115V187L118 189ZM115 187L113 188V190L116 189ZM164 187H161V189L165 191V194L169 193V192H166L167 190H166V188L164 189ZM205 187L206 186L204 185V188ZM103 188H101V189L105 190V188L104 189ZM131 188L133 189V187H131ZM204 188H203V190L205 192L208 187H206V189H204ZM215 188H216V186H215ZM260 188H262L260 193H262V195H263V187H260ZM101 189H99L100 197L102 196L101 195L102 194ZM231 189L233 190V188L231 186H229L230 191H232ZM213 190H214V188H213ZM227 190H228V188H227ZM94 191H98V190L95 189ZM120 191H122V190H120ZM149 191H153V190H149ZM104 192H106V190L103 191V193ZM114 192L117 193L115 190H114ZM122 192L126 193L127 191L124 192V190H123ZM20 193H25V196L28 195V197H26V198L22 197L23 199L21 201V198L19 197V195H22V194H20ZM107 193H109V191L106 192V194ZM111 193H112V191H111ZM236 193H237V195H236ZM256 193H258V192H256ZM260 193H258V195H260ZM14 194H17V195L13 196ZM157 194L158 193H156V196H157ZM104 195L105 194H103V196ZM146 195L144 197H142V198H144L145 202H147L146 201L147 198L145 199ZM158 195H160V193ZM168 195H166L167 198H168ZM111 196L113 197L114 195H111ZM116 196H118V197L116 198ZM163 196L164 195H162V197H161L162 200H163ZM255 196H257V195H255ZM261 196H260V198L262 200L263 196L262 197ZM44 197H45V195H44ZM119 197L121 198L120 200H119ZM129 197H130V195L128 196V198ZM137 197H136V199H137ZM152 197H153V195H152ZM13 198L15 200L18 199L17 200L18 204H17V202H16V204H14V201H12ZM98 198H99V196H98ZM106 198H107V201L105 200ZM108 198L109 197H107L106 195H105V197L101 198V199H103L102 204L105 201L107 202V203L105 202L107 205L109 204V202H112V200L110 201L109 200L110 198L109 199ZM114 198L119 200V201H122V197L119 195L115 194ZM131 198H132V195H131ZM131 198L129 200L132 201ZM150 198H151V196H150ZM161 198H160L161 204H160V202H158V204L164 205V203H163L164 201L162 202ZM164 198H165V196H164ZM240 198H243V197L240 196ZM260 198H258V199H260ZM136 199H134V197H133V200L136 201ZM149 199H147V200H149ZM108 200H109V202H108ZM117 200H114L108 206L112 207L111 205H115V202H117V204H119L120 202L118 203ZM157 200L159 201V198ZM99 201L100 200H98V202ZM138 201H139V199H137V202ZM142 201H143V199H142ZM149 201H151V200H149ZM258 201H260V200H258ZM3 203H6V201L2 202L0 204V207H2L1 205H3ZM148 203H150V202H148ZM172 203H173V201H172ZM201 203H202V200H201L200 204ZM38 204H41V203L38 202ZM99 204H100V202H99ZM138 204H139V202H138ZM260 204H261L260 207L264 205L261 202H260ZM116 205H115V207L113 206L114 209L116 208ZM122 205H124L125 207L127 206L124 202ZM137 205H136V208L138 209L139 207H137ZM244 205L246 206V204H244ZM100 206H102V205H100ZM129 206L131 207V209L132 208L134 209V207H132V206H135V205H132V206H131V204L128 205L127 206L128 207L127 213L131 212V210H129L130 209ZM172 206H173V204H172ZM175 206H174V208H176ZM3 207H5V206L3 205ZM102 207H100V208L103 210L99 209L101 212L104 211V207L103 208ZM118 207H120V206H118ZM122 207L123 206L120 207V210L123 209V211L117 212V210H118L117 208L115 211L117 213H122L125 211L124 213H126V209H124ZM156 207H158V205ZM6 208H7V210H5ZM6 208H4V210L6 212H8V214L5 216H7V218H10V215H9L10 210L8 211V209L10 207H6ZM250 208L251 207H249V209ZM252 208L254 209V206H252ZM258 208H259V206H258ZM1 209L3 210V208H1ZM246 209H248V208H246ZM178 210H179V208H178ZM93 211H94V208H93ZM115 211H113V212H115ZM138 211H139V209H138ZM143 211H144V209H143ZM143 211H141V209H140L139 212L141 213ZM4 212L2 213V211L0 210V215H2V214L4 215ZM6 212H5V214H6ZM30 212H29V215H31ZM136 212H133L130 214L131 215H134V213L137 214L138 212L137 213ZM104 213H106V212L104 211ZM140 213H138L139 216L143 217V215H141L142 213L141 214ZM115 214L116 213H114L113 216H115ZM14 215L16 216L17 214H14ZM101 215H102V213H101ZM118 215H116V217H120L121 220L125 221L124 226L126 227V229H128L127 227L130 225V224H128V222L130 223V221H131V224H133V225H134V223H132V222H135V220L137 222H139V220L145 221V219L141 220V217L138 218L139 220H137L136 216H138V215H136L135 220L133 218V221H132L131 218H129V219H127L128 222L126 223V220H124L125 218L121 217L122 214L119 216ZM5 216H1V218L2 217L4 218ZM96 217H98L97 214H96ZM123 217H127V216H124V214H123ZM12 218H14V216ZM12 218H10V221H9L10 223L12 222L11 221ZM98 219L101 220V218H98ZM3 220H6V219H3ZM12 220H13V222H12L13 226H11V224L7 225V226H9V227L11 226L13 228H9L10 229L9 230L7 227L9 232L6 231V233H5L6 228H5L4 232H2L1 230L4 229V227H5V225L3 227L4 223L9 224L8 220H6L5 222H3L2 219L0 220V225H2V226H0V228L3 227L0 229V231L2 232V234L0 233V264H2L5 261L6 257L10 254V251L14 249L15 240H18V237L20 236V233H19L20 229H17V227H18L19 223L21 224V222H19L21 219L18 218V222H16V224L14 223V219H12ZM146 222H145V224H142V226L144 225V227H145ZM121 223H122V221H121ZM14 224L16 226H14ZM135 225H136V223H135ZM139 225L141 226V224H139ZM120 228H122V226H120ZM130 228L131 227H129V229ZM134 229H135V227H134ZM138 230H140V229L137 228L135 233ZM145 230H148V228L147 229L145 228L144 231ZM177 230L180 231L179 228H177ZM132 231H133V227L130 230V233ZM141 231L142 230L139 231L140 236H141V234H140ZM3 233H5V235H3ZM132 233H131V235H133ZM136 234H138V232ZM143 235H145V234L142 233V236ZM143 237H145V236H143ZM89 238H87V241H85L86 239L85 240L80 239L77 242V245L81 248H87L88 249L89 247H87L85 245V243L90 242L91 238L90 239ZM19 239H20V237H19ZM88 239H89V241H88ZM122 239H124V236L122 237ZM128 240H129V237H128ZM135 240H137V242H140V241H138V238ZM130 241H132V238H130ZM90 243H91V245H93V247H95L96 251L99 250V249H97L98 246H96L97 243L93 244L95 242H92V241ZM135 245H138V243H136ZM102 246L105 247L106 245L103 243ZM107 251L110 252L111 250L110 251L107 250ZM44 254L46 255V253H44ZM44 254H43V256L41 255V257H44ZM81 254L84 255L85 252H81ZM113 256L109 255V257H113ZM109 259H111V258H108V260ZM108 260L107 261L103 260L104 261L103 264H108L109 262L110 263L112 262L111 260L110 261H108ZM115 260H113L114 263H115ZM117 260H116V262H117ZM84 261H85V259H84ZM85 264H88V263H85ZM90 264H92V263H90ZM116 264H118V263H116Z\"/></svg>","mask_w":264,"mask_h":264}]
</instances>
